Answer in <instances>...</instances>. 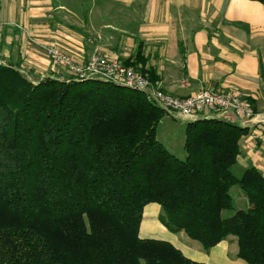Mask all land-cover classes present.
Wrapping results in <instances>:
<instances>
[{
	"label": "trees",
	"instance_id": "obj_1",
	"mask_svg": "<svg viewBox=\"0 0 264 264\" xmlns=\"http://www.w3.org/2000/svg\"><path fill=\"white\" fill-rule=\"evenodd\" d=\"M120 61L157 85L140 49ZM165 114L135 90L51 76L34 84L0 61V264H202L140 237L150 204L205 252L235 237L238 259L264 264V175L233 172L248 129L188 123L182 161L157 139ZM235 185L249 206L224 219Z\"/></svg>",
	"mask_w": 264,
	"mask_h": 264
},
{
	"label": "crops",
	"instance_id": "obj_2",
	"mask_svg": "<svg viewBox=\"0 0 264 264\" xmlns=\"http://www.w3.org/2000/svg\"><path fill=\"white\" fill-rule=\"evenodd\" d=\"M50 45L79 61L96 48L118 60L140 49L144 68L154 71L164 92L180 98L203 89L236 93L264 115V5L259 2L0 0L2 63L18 66L36 82L67 76L49 61ZM247 129L235 166L240 174L254 167L264 175V134L257 125ZM245 199L238 210L248 208ZM160 212L157 204L145 208L142 239L167 241L202 264H248L237 258L238 246L230 237L205 252L184 233L161 225Z\"/></svg>",
	"mask_w": 264,
	"mask_h": 264
},
{
	"label": "built area",
	"instance_id": "obj_3",
	"mask_svg": "<svg viewBox=\"0 0 264 264\" xmlns=\"http://www.w3.org/2000/svg\"><path fill=\"white\" fill-rule=\"evenodd\" d=\"M46 51L49 61L67 72L69 81L97 80L138 91L148 102L186 124L201 119H219L242 128H254L257 125L264 134V115L254 110L249 99L235 93L203 89L190 97H175L164 92L137 69L126 66L118 59L109 58L98 48L92 51L86 61L75 59L55 45L48 46ZM22 73L28 78L26 72ZM56 78L62 81L66 77ZM28 79L37 83L32 78Z\"/></svg>",
	"mask_w": 264,
	"mask_h": 264
},
{
	"label": "rangeland",
	"instance_id": "obj_4",
	"mask_svg": "<svg viewBox=\"0 0 264 264\" xmlns=\"http://www.w3.org/2000/svg\"><path fill=\"white\" fill-rule=\"evenodd\" d=\"M47 50V49H46ZM47 53V51H46ZM59 69V68H57ZM67 77V76H65ZM28 78H31L28 75ZM236 94V93H235ZM242 98V97H241ZM186 123L182 122L177 118H173L168 114H165L164 119L160 122L157 128V139L158 141L164 145V147L176 158L179 160L186 159V151L184 150V144L186 139ZM238 167L233 168V172L236 176H241L242 173L238 171ZM231 196L233 198L234 208L232 210L224 211L222 217L224 219L232 217L240 207H242V198L243 200L246 198L245 192L240 188L239 185H235L231 189ZM246 200V199H245ZM249 206V205H248ZM160 222V220L158 219ZM150 222L148 221L146 224ZM145 224V225H146ZM161 224V222H160ZM162 225V224H161ZM232 240H235L237 243V239L235 237H230Z\"/></svg>",
	"mask_w": 264,
	"mask_h": 264
}]
</instances>
